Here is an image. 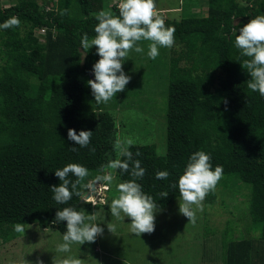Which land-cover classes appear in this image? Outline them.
<instances>
[{
    "label": "trees",
    "instance_id": "trees-1",
    "mask_svg": "<svg viewBox=\"0 0 264 264\" xmlns=\"http://www.w3.org/2000/svg\"><path fill=\"white\" fill-rule=\"evenodd\" d=\"M48 2L54 8L46 11ZM102 10L118 12L107 0H17L0 7V22L20 20L0 30V238L17 223L62 235L65 222H52L56 210L79 211L83 186L115 160V120L87 85L98 56L90 49L83 58L79 51L81 36L95 35ZM261 14L264 0H207L203 17L164 18L177 46L168 63L164 154L152 144L126 147L145 169L137 182L159 210L179 198L170 185L197 150L210 155L213 167L222 166L221 176L249 187L247 214L257 236L223 241L222 264H264V98L247 87L250 77L240 64L245 57L233 47L232 33L234 23L242 26ZM160 60V54L150 59L140 73L146 86H160ZM69 128L91 131L89 144L72 151ZM68 163L84 166L88 175L70 200L58 204L50 190L60 183L53 171ZM163 170L169 176L157 180L156 171ZM115 174L119 183L133 179L120 169ZM68 179L76 177L70 173Z\"/></svg>",
    "mask_w": 264,
    "mask_h": 264
},
{
    "label": "rangeland",
    "instance_id": "rangeland-1",
    "mask_svg": "<svg viewBox=\"0 0 264 264\" xmlns=\"http://www.w3.org/2000/svg\"><path fill=\"white\" fill-rule=\"evenodd\" d=\"M113 1L107 0L108 7ZM16 2L0 0V7ZM38 2L42 5V1ZM53 6L54 2L43 5L45 10L46 7L52 10ZM154 11L164 18L176 20L183 16L203 17L207 12V0H157ZM40 42L44 43V40ZM139 43L146 52L148 42ZM92 50L95 52V46ZM174 51H177L174 45L159 49V87L146 86L140 75L150 62L144 53L129 50L124 58L122 68L130 80L124 90L104 104L116 125L115 160L121 149L130 144H152L158 154H164L166 83L169 57ZM139 88L143 93L134 96L132 92ZM105 172L113 175L110 183L88 180L85 185L92 184V188L85 185L82 188L80 210H84L86 216L93 214L95 218L90 222L103 228V233L94 242L72 243L67 253H61L56 251V246L63 242L62 235L54 229L24 225V232L16 234L10 228L7 236L0 238V264H35L37 259L43 264H56V260L63 257L78 258L81 264H222L223 241L257 236L247 214L250 189L227 176H221L215 189L206 194L194 220L188 221L179 213V197L165 208L157 209L151 233L137 236L129 232L130 218L110 214L108 206L118 195L116 185L119 181L115 169L106 166ZM105 184L108 186L104 187ZM88 196H93L94 201L86 199Z\"/></svg>",
    "mask_w": 264,
    "mask_h": 264
},
{
    "label": "clouds",
    "instance_id": "clouds-1",
    "mask_svg": "<svg viewBox=\"0 0 264 264\" xmlns=\"http://www.w3.org/2000/svg\"><path fill=\"white\" fill-rule=\"evenodd\" d=\"M155 5L156 0H118L117 13H113L111 10H102L97 13V23L93 28L94 36L91 38L87 34L81 36L79 51L82 50L80 52L83 58L93 46H95V54L98 56L96 62L91 66L93 78L87 81L96 104H106L116 93L124 90L128 84L130 76L124 72L122 65L129 50L144 53L148 59H155L159 55L160 48L173 46L174 27L165 25L164 17L155 13ZM19 24L20 20L16 16H10L0 22V30L11 29ZM234 25L232 29L233 47L239 51L241 57H245L240 64L250 77L247 80V87L253 92H258L260 97L264 98V14L251 18L242 26L236 23ZM141 41L148 42L146 52L140 46L139 42ZM91 135L92 132L89 130L77 132V130L69 128L67 140L74 142V146L70 149L76 151V146L81 148L87 146ZM121 155L125 157L124 160L109 161L107 167L120 169L122 173L127 171L133 179L116 185L118 195L111 200L108 206L110 214L117 218L122 216L130 218L129 232L137 236H140L141 233H151L154 230V213L158 209V204L152 196L142 190L141 184L137 182L144 176L145 169L141 167L139 160H132V152L127 148L121 149ZM129 161H131V168ZM103 167L101 166V171ZM222 171L221 165L215 167L211 165L210 155L202 150H197L189 155L182 174L170 185L178 190L180 197L178 211L187 217L188 221L194 220L196 210L201 209V202L206 194L215 189ZM53 173L60 183L50 187L52 199L58 204H64L71 199L76 184L88 175V169L77 163H68L62 168H57ZM70 173L76 177V180L68 179ZM168 176L167 170L155 173L157 180L166 179ZM112 180L111 172L98 174L94 178L95 182L110 183ZM70 183L72 190L69 187ZM107 186L108 184L104 185V187ZM85 187L91 189L92 184H87ZM86 199L94 201L93 196H88ZM94 218L93 214L86 216L84 210L78 211L72 207L56 210L52 222H65V231L62 233L63 242L56 246V251L67 253L72 243L81 245L85 242H94L97 236L103 233L100 224L90 222ZM13 229L17 233L24 232V224L17 223L13 225ZM108 230L111 232L109 228ZM35 264H43V262L37 259ZM56 264H81V260L63 257L57 259Z\"/></svg>",
    "mask_w": 264,
    "mask_h": 264
},
{
    "label": "built area",
    "instance_id": "built-area-1",
    "mask_svg": "<svg viewBox=\"0 0 264 264\" xmlns=\"http://www.w3.org/2000/svg\"><path fill=\"white\" fill-rule=\"evenodd\" d=\"M117 3H118V0H114L113 3L111 4V6H114L115 8H117ZM50 10L48 7H46V11ZM44 34V29H41V30H38V36H39V41L43 40L41 38V35Z\"/></svg>",
    "mask_w": 264,
    "mask_h": 264
},
{
    "label": "water",
    "instance_id": "water-1",
    "mask_svg": "<svg viewBox=\"0 0 264 264\" xmlns=\"http://www.w3.org/2000/svg\"><path fill=\"white\" fill-rule=\"evenodd\" d=\"M156 4H157V0H156ZM155 7H156V5H155ZM155 10V9H154ZM82 196V195H81Z\"/></svg>",
    "mask_w": 264,
    "mask_h": 264
}]
</instances>
